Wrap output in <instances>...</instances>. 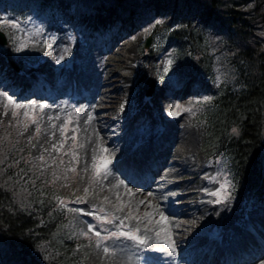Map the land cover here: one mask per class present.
<instances>
[{"label":"rangeland","instance_id":"obj_1","mask_svg":"<svg viewBox=\"0 0 264 264\" xmlns=\"http://www.w3.org/2000/svg\"><path fill=\"white\" fill-rule=\"evenodd\" d=\"M134 10L140 13L139 16H132L127 8L120 5H110L106 8L93 6L85 11L70 0H56L54 8L48 11L33 7L29 10L21 9V11L3 7L0 9V30L4 32L6 42L0 44V49L3 50L0 54L7 62V66L11 67L12 72L18 73L20 68H32L28 67L31 63L28 61L30 55L33 58L39 49H48L53 46V56L56 57L55 62L58 65L56 69L68 71L72 69L75 62H78L76 55L69 51L70 48L73 47L75 51L82 53V46L88 43L85 38L87 36L84 37L80 31V21L82 22L88 16L95 17L96 14L110 17L111 20H115L114 17L119 15L123 19L120 21H123L125 26L132 25L134 29L122 36L128 35L125 46L119 48L127 63L119 66L118 71L127 73L133 69H142L143 73L147 74L139 83L140 88L132 93L130 100L125 96L121 100L114 99L115 89L104 85L101 87L102 93L95 98L93 105L100 120L106 119L110 114L113 118L121 120L120 132H127L128 129L124 125L127 116L135 114L142 105L150 102L154 98L153 94L159 90V86L174 84L179 74L181 76L198 75L188 67V53L184 41L170 37L165 28V25H175L189 18L195 25L206 30V43L213 55L210 74L198 75L206 89L188 94L185 98L184 96L172 98V95H169L173 100L162 109L157 107L151 113L158 120V125L146 124L147 131L140 124L133 129L134 135L137 136L135 144L142 142L143 135L147 138L149 130L150 132L158 128L162 130L164 122L173 121L179 115H183L186 118L185 122L195 128L197 139L200 141L202 138L203 140L201 148L198 149V158L199 163L202 161L206 163L205 170L199 171L196 183V189L201 193L193 203L199 205L202 201H206L215 206L226 205L230 202L232 212L234 208H239V212H248L259 196L264 197V178L260 191L258 190L254 197L249 198L241 194L243 192L235 191L228 175L226 159L223 156L215 158L208 154L210 151L206 145V131L200 116L205 104L215 92L216 83L223 76L224 67L219 61V55L222 53L220 41L224 39L225 26L223 23H226V18L213 17L202 9L187 14L181 9L179 0H136ZM114 30V28L109 30V34H113ZM148 36L149 43L143 47ZM255 38L264 50V23L256 28ZM57 40L61 42L56 44ZM90 44L93 50L98 51L96 44L93 42ZM111 50L112 48H108L101 52L108 62L115 59ZM159 52L164 55L156 58ZM150 57H152L151 63L146 65L144 59ZM136 58H138V63L134 62ZM56 69L49 67V72L57 73ZM159 72H162V75ZM123 79L121 76L118 77L114 88L126 83ZM53 83H50L51 86ZM151 85L152 89L149 92ZM55 98L58 105L55 102L51 106V97H41L34 93L20 97L19 91L5 88L0 95V130L9 128L14 138L29 148L30 165L37 172V176L42 181L52 182L61 192V201L69 216L62 233L77 235L81 238L80 246L74 249L75 254L82 259L83 264H102L101 259L94 261L92 258L93 254L97 256L101 253L102 242L124 241L135 244V239L129 237L138 235L141 228L140 226L131 227V224L137 223V219L135 217L132 219L126 211L121 212L122 215L118 217L117 210H121V207L104 201L97 195L96 190L92 189L93 177L98 173V169L106 164L114 165L116 157H98L91 163H82L79 158L82 142L78 129L74 128L73 118L78 105L71 101L67 92ZM150 106L154 107L153 101ZM56 111L59 113L54 114L53 112ZM108 123L109 121L102 123L100 127L102 131L108 128ZM200 128L203 130L202 134H200ZM117 135L118 133L112 137ZM181 180L176 177L172 181L160 184L161 178H158L153 183L154 190L162 193L160 201L164 208L174 205L179 197L181 188L174 187V184H178ZM242 201H244L243 204H241ZM247 204L249 205L244 209V205ZM192 215L194 217L196 214L192 213ZM169 216H171V222L176 221V215L169 214ZM190 223L193 225V222L190 221ZM89 225L94 226L91 231H89ZM123 226L133 235H125L122 232ZM171 226L169 222L168 226L161 227L159 237L165 242L167 237H170ZM201 228L211 229L215 235L218 231L217 225ZM96 231L101 233L99 237L95 235ZM193 232L194 230L191 229L186 237L189 238ZM147 261L152 264L162 262L154 257L148 258Z\"/></svg>","mask_w":264,"mask_h":264},{"label":"bare ground","instance_id":"obj_2","mask_svg":"<svg viewBox=\"0 0 264 264\" xmlns=\"http://www.w3.org/2000/svg\"><path fill=\"white\" fill-rule=\"evenodd\" d=\"M114 18L111 20L110 17L96 14L95 17L88 16L80 21V31L84 37L87 36L88 43L82 46V53L70 48L69 51L76 55L78 62L68 71L56 69L58 65L53 56V46L39 49L33 58L30 55L28 67L32 68H20L18 73L12 72L0 54V95L5 88L19 91L20 97L34 93L51 97L52 106L57 101V95L69 91V94L78 97L74 101L78 107L73 118L74 128L78 129L82 142L79 151L81 162L91 163L98 157H116L114 165L106 164L98 169L93 177L92 189L104 201L121 207V210H117L118 217L123 211L132 219L135 217L137 223L131 224V227L140 226L141 229L138 235H134L137 237L135 244L124 241L102 242L101 253L97 256L93 254L92 258L94 261L101 259L102 264H152L147 259L153 257L162 260L154 264H264V197L259 196L248 212H239V208H234L232 212L230 202L215 206L206 201L199 205L193 203L201 193L196 189V183L199 171L205 170L206 163H199L198 158V149L203 140L197 139L195 128L185 122L183 115L164 122L162 130H149L147 138L143 135L142 142L135 144L137 136L133 129L140 124L147 131L148 124L158 125V120L151 113L172 101L169 95L172 98H185L188 94L206 89L200 76L179 74L174 84L159 86V90L153 94L155 100L151 99L153 108L150 106L151 101L146 102L135 114L127 116L124 121L127 132H120V119L109 114L106 119L100 120L95 113L93 102L102 93L101 87H113L116 100H121L123 96L130 100L147 74L142 69L119 73L118 67L127 63L119 48L125 46L128 35L122 36L134 27L125 26L119 15ZM112 28L115 29L114 33L109 34ZM59 42L57 40L56 44ZM90 42L96 44L98 51L93 50ZM108 48H112L114 61L108 62L106 56L101 55ZM161 55L164 54L157 53L156 58ZM151 60L152 57L145 58L144 62L150 65ZM134 62L138 63V58ZM48 66L55 68L57 73H50ZM159 74L162 75V72ZM120 76L126 83L114 88ZM52 82L55 86H51ZM53 113L58 114L59 111ZM108 121V128L102 131V123ZM199 131L202 134V128ZM116 133L118 135L112 137ZM176 177L182 179L174 184V187L181 188V193L174 205L164 208L160 201L162 193L154 190L153 183L161 178L160 184H164ZM248 205H244V209ZM192 213L196 215L193 217ZM169 214L176 215V221L171 222ZM169 222L172 229L165 242L159 234L161 227L168 226ZM215 225L218 226L216 235L211 229L201 228ZM122 228V232L133 235L125 226ZM191 229L194 232L188 238L186 236ZM139 240L144 243H139ZM170 244L173 246L169 247ZM105 247L109 249L108 253L104 252Z\"/></svg>","mask_w":264,"mask_h":264},{"label":"trees","instance_id":"obj_3","mask_svg":"<svg viewBox=\"0 0 264 264\" xmlns=\"http://www.w3.org/2000/svg\"><path fill=\"white\" fill-rule=\"evenodd\" d=\"M83 10L120 5L132 16L136 0H70ZM56 0H0V9L51 10ZM189 14L202 9L225 17L219 61L223 76L201 113L210 155L226 159L233 188L253 195L264 177V50L255 38L264 0H179ZM217 19V18H216ZM186 44L189 65L210 74L213 55L201 26L189 18L165 25ZM166 29V30H167ZM144 47V43L142 45ZM213 80V79H212ZM235 129V131H233ZM52 182L30 165L29 148L9 128L0 130V264H83L80 237L62 233L69 216Z\"/></svg>","mask_w":264,"mask_h":264},{"label":"snow or ice","instance_id":"obj_4","mask_svg":"<svg viewBox=\"0 0 264 264\" xmlns=\"http://www.w3.org/2000/svg\"><path fill=\"white\" fill-rule=\"evenodd\" d=\"M17 107H19V105H17ZM41 107H43V106H41ZM27 115V114H26ZM33 122H35V121H33ZM233 131H235V129H233ZM41 159H42V157H41ZM85 191H87V189L85 190ZM61 203H63L62 201H61ZM102 211V210H101ZM110 222V221H109ZM93 225H89V231H91L92 229H93ZM85 235H86V233H85ZM95 235L97 236V237H99L100 235H101V233L99 232V231H96L95 232ZM112 235H115V233H112ZM125 235H129L128 233H125ZM129 238H132V239H137V237H135V236H130ZM139 243H144V241L143 240H139ZM173 245L172 244H170L169 245V247H172ZM108 251H109V249L107 248V247H105L104 248V252L105 253H108Z\"/></svg>","mask_w":264,"mask_h":264},{"label":"water","instance_id":"obj_5","mask_svg":"<svg viewBox=\"0 0 264 264\" xmlns=\"http://www.w3.org/2000/svg\"><path fill=\"white\" fill-rule=\"evenodd\" d=\"M5 42H6V38L4 36V33L2 31H0V43L4 44ZM148 42H149V37H147L145 44L147 45ZM151 89H152V86L149 88V92L151 91Z\"/></svg>","mask_w":264,"mask_h":264}]
</instances>
